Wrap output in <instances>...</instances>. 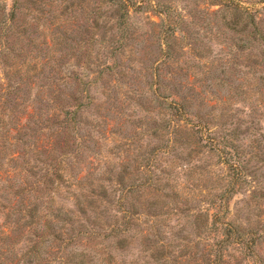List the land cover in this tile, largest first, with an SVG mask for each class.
<instances>
[{"label": "rangeland", "instance_id": "1", "mask_svg": "<svg viewBox=\"0 0 264 264\" xmlns=\"http://www.w3.org/2000/svg\"><path fill=\"white\" fill-rule=\"evenodd\" d=\"M65 255L264 264V0H0V264Z\"/></svg>", "mask_w": 264, "mask_h": 264}, {"label": "trees", "instance_id": "2", "mask_svg": "<svg viewBox=\"0 0 264 264\" xmlns=\"http://www.w3.org/2000/svg\"><path fill=\"white\" fill-rule=\"evenodd\" d=\"M33 250H36V249L34 248ZM76 255L77 257L81 258L80 253H77ZM79 258L73 259V256L65 255V257L62 259V262L64 264H78L80 263L78 260ZM33 261H34L33 258L31 257L27 258V264H33L34 263Z\"/></svg>", "mask_w": 264, "mask_h": 264}]
</instances>
